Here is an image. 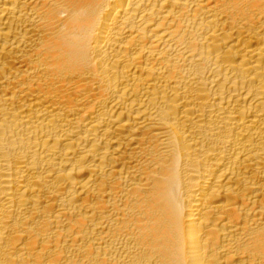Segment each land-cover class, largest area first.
Returning a JSON list of instances; mask_svg holds the SVG:
<instances>
[{
	"label": "bare ground",
	"instance_id": "obj_1",
	"mask_svg": "<svg viewBox=\"0 0 264 264\" xmlns=\"http://www.w3.org/2000/svg\"><path fill=\"white\" fill-rule=\"evenodd\" d=\"M0 264H264V0H0Z\"/></svg>",
	"mask_w": 264,
	"mask_h": 264
}]
</instances>
